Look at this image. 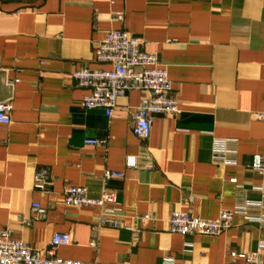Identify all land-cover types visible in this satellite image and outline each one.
Listing matches in <instances>:
<instances>
[{"label":"crops","instance_id":"1","mask_svg":"<svg viewBox=\"0 0 264 264\" xmlns=\"http://www.w3.org/2000/svg\"><path fill=\"white\" fill-rule=\"evenodd\" d=\"M114 30L141 38L173 81L180 113L155 116L147 140L133 128L148 91L120 96L113 117L81 106L88 90L73 74L110 68L94 49ZM0 102L13 106L0 124V232L35 250L67 233L53 255L83 262L264 264V251L250 258L264 243V209L236 213L218 236L169 228L174 212L210 220L262 198L264 0H0ZM216 139L228 140L233 164L213 162ZM107 170L124 177L106 181ZM68 186L114 191L106 209L118 227L102 225L98 207L66 206Z\"/></svg>","mask_w":264,"mask_h":264},{"label":"built area","instance_id":"2","mask_svg":"<svg viewBox=\"0 0 264 264\" xmlns=\"http://www.w3.org/2000/svg\"><path fill=\"white\" fill-rule=\"evenodd\" d=\"M115 19L121 18L117 13ZM94 58L100 64L110 68H80L74 72L78 85L87 93L81 100L82 108L86 110H103L109 117L114 116L117 101L129 91L145 90L150 93L138 106L134 118V135L147 140L151 134L153 119L157 115L176 116L180 113L178 99L173 92V81L159 58L144 50V41L129 35L126 31L114 30L108 32L94 49ZM12 109L10 102H0V124L12 123ZM264 120V113L259 114ZM89 145H98L102 142L94 139L85 141ZM232 152L228 149V140L216 139L213 148V162L228 165L235 162L228 156ZM235 151H233L234 153ZM133 160L129 166H134ZM254 170L264 174V162L261 156H256ZM124 173L107 170L104 179L123 178ZM49 182L43 172L36 175V188L46 190ZM261 193V200L248 201L244 206L234 210L222 209L215 219H202L191 212H174L169 219L170 232L179 235L218 236L232 227L236 213L248 215L249 207L264 209V184L255 188ZM63 203L71 207H98L101 209L100 222L102 225L118 227V222L109 218L108 204H118L117 194L114 191L104 190L100 197H93L84 186H68L62 194ZM37 213L44 214L40 204L33 205ZM148 216L143 217L147 219ZM261 221V218H257ZM71 242L69 234L57 233L51 240L49 249L35 250L27 243L13 239L8 231L0 232V264H102L99 262H83L69 259H59L53 255V250L60 245ZM95 244V242H93ZM264 251V243L250 256L256 260L260 252ZM236 256L235 252L231 253ZM167 264H172L168 262Z\"/></svg>","mask_w":264,"mask_h":264}]
</instances>
